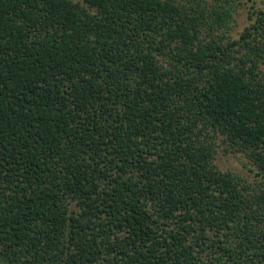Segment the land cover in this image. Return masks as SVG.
Segmentation results:
<instances>
[{
	"label": "trees",
	"instance_id": "16d2710c",
	"mask_svg": "<svg viewBox=\"0 0 264 264\" xmlns=\"http://www.w3.org/2000/svg\"><path fill=\"white\" fill-rule=\"evenodd\" d=\"M232 1L0 0V264H264V7L236 38Z\"/></svg>",
	"mask_w": 264,
	"mask_h": 264
},
{
	"label": "rangeland",
	"instance_id": "374dc122",
	"mask_svg": "<svg viewBox=\"0 0 264 264\" xmlns=\"http://www.w3.org/2000/svg\"><path fill=\"white\" fill-rule=\"evenodd\" d=\"M79 1V0H74ZM232 1V0H230ZM256 1L258 2V6L264 7V0H234L233 8H235L234 12V31L232 32V35L236 38L239 37L240 33L243 32L245 27L250 23L249 16L250 12L253 11V7H256ZM264 70V66H263ZM242 161H244V158L242 156H235L230 153H225L223 149L219 152V155L217 157V165L222 171H231L234 173H240L243 176L249 178L246 176L244 170Z\"/></svg>",
	"mask_w": 264,
	"mask_h": 264
}]
</instances>
